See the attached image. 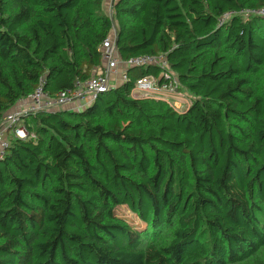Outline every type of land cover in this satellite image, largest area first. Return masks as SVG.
Returning a JSON list of instances; mask_svg holds the SVG:
<instances>
[{"label":"trees","instance_id":"1","mask_svg":"<svg viewBox=\"0 0 264 264\" xmlns=\"http://www.w3.org/2000/svg\"><path fill=\"white\" fill-rule=\"evenodd\" d=\"M0 0V125L45 77L165 54L184 110L130 81L83 109L26 113L0 160V264H264V0ZM234 14L221 23L226 12ZM127 207L144 229L118 215Z\"/></svg>","mask_w":264,"mask_h":264},{"label":"built area","instance_id":"2","mask_svg":"<svg viewBox=\"0 0 264 264\" xmlns=\"http://www.w3.org/2000/svg\"><path fill=\"white\" fill-rule=\"evenodd\" d=\"M117 2L118 0H103L102 2L103 9L112 20H114ZM233 14L234 12L232 11L226 12L221 18V23ZM242 14L245 16L249 14L264 16V8L243 10ZM117 28V23L114 22L112 29L100 45L103 65L96 67L91 77L77 79L71 88L55 94H51L45 89L46 79L42 77L39 85L27 98L28 107L20 111L12 110L6 114L0 125V160L6 155L11 137L22 139L35 137V134L29 132L24 123V114L43 110L56 111L70 105L71 108L69 109H83L95 101L99 94L116 87L111 80L112 75H118V83L123 84L130 81V69L155 66L159 69V74L139 76L135 80V86L132 91L133 96L150 97L169 102V99L181 94L178 74L171 68L165 54H143L129 59L121 58L116 43Z\"/></svg>","mask_w":264,"mask_h":264},{"label":"rangeland","instance_id":"3","mask_svg":"<svg viewBox=\"0 0 264 264\" xmlns=\"http://www.w3.org/2000/svg\"><path fill=\"white\" fill-rule=\"evenodd\" d=\"M180 92L181 94H178L175 97L169 99V103L177 110L182 111L192 103L193 95L186 89H183L181 86ZM117 213L118 215L126 219L135 229L142 230L145 228L146 224L139 220V218L127 207H118Z\"/></svg>","mask_w":264,"mask_h":264},{"label":"crops","instance_id":"4","mask_svg":"<svg viewBox=\"0 0 264 264\" xmlns=\"http://www.w3.org/2000/svg\"><path fill=\"white\" fill-rule=\"evenodd\" d=\"M119 76L118 75H112L111 76V80L113 81V84H114V86H118V85H120V83H118L119 82V78H118ZM28 107V99L27 98H25V99H22V100H20L15 106H14V108H13V110H15V111H20V110H24V109H26ZM65 108H71V105L70 106H67V107H65Z\"/></svg>","mask_w":264,"mask_h":264}]
</instances>
